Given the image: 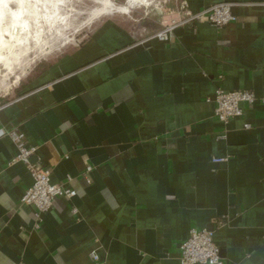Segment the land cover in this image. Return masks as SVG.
I'll return each instance as SVG.
<instances>
[{
  "label": "crops",
  "instance_id": "0c3cea01",
  "mask_svg": "<svg viewBox=\"0 0 264 264\" xmlns=\"http://www.w3.org/2000/svg\"><path fill=\"white\" fill-rule=\"evenodd\" d=\"M229 1L237 20L163 40L108 17L0 94V264H180L193 228L215 230L226 264H264V0ZM218 87L256 99L223 126ZM13 129L76 192L40 216Z\"/></svg>",
  "mask_w": 264,
  "mask_h": 264
},
{
  "label": "rangeland",
  "instance_id": "374dc122",
  "mask_svg": "<svg viewBox=\"0 0 264 264\" xmlns=\"http://www.w3.org/2000/svg\"><path fill=\"white\" fill-rule=\"evenodd\" d=\"M30 0V30L26 43L14 47L8 32L16 26L9 15L0 16V94L1 101L8 100L10 92L20 84L33 66L49 57H55L63 51L75 47L87 38L92 31L108 17H114L142 30L153 27L155 34L164 27L162 16L177 11L181 0ZM114 4L126 11L104 10L106 5ZM107 3V4H105ZM16 8V5H13ZM8 33V34H7ZM15 40V41H14ZM9 59L10 63H7ZM7 93V94H5Z\"/></svg>",
  "mask_w": 264,
  "mask_h": 264
},
{
  "label": "built area",
  "instance_id": "2783aa9c",
  "mask_svg": "<svg viewBox=\"0 0 264 264\" xmlns=\"http://www.w3.org/2000/svg\"><path fill=\"white\" fill-rule=\"evenodd\" d=\"M241 4L243 3L224 0L194 12L189 8L187 1L182 0L176 11L177 13H182V16L171 17L164 24V27L153 34V36L162 40L167 39L168 33L174 28L186 23L202 21H206L217 28H222L226 24L237 20L238 17L234 12V8ZM213 99L216 104L215 116L223 126H226L230 120L243 116L244 108L242 103L252 104L256 96L252 91L246 89L225 90L222 87H218ZM244 126L245 128H250L249 123ZM9 134L17 145V153L11 162H24L33 178V182L27 188L22 201L35 205L38 209V216L53 207L56 197L66 196L72 198L76 194L73 189L54 183L51 170L48 167L32 161L37 148L27 144L24 133L13 129ZM213 160L224 161L226 158L215 157ZM73 212H76L75 208H73ZM214 233V229L193 228L189 237L179 245L180 264H226L221 256V249L215 241ZM92 256L95 264H98V254L93 252Z\"/></svg>",
  "mask_w": 264,
  "mask_h": 264
},
{
  "label": "bare ground",
  "instance_id": "6f19581e",
  "mask_svg": "<svg viewBox=\"0 0 264 264\" xmlns=\"http://www.w3.org/2000/svg\"><path fill=\"white\" fill-rule=\"evenodd\" d=\"M106 2L110 3L108 2V0ZM132 2H134V0H129V4H132ZM13 5H16L17 7L14 8ZM127 8L128 6L122 8L112 4L111 2L110 6L106 5L104 7V10H106V12L112 10L126 11ZM28 12H30V0H0V16L9 15L14 19V23L17 24L16 26L22 25L23 27L14 28L10 32H8L9 34L7 33L9 36H11V39L16 38V41L14 40L16 43L10 42V48L12 51L14 50L15 46L24 44L27 42V40H29L30 31L25 36L21 35L23 31L30 30V16L27 15ZM7 63H10L9 59L7 60Z\"/></svg>",
  "mask_w": 264,
  "mask_h": 264
}]
</instances>
